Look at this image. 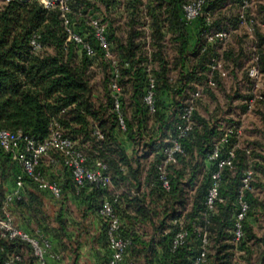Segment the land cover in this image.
<instances>
[{
    "label": "trees",
    "instance_id": "trees-1",
    "mask_svg": "<svg viewBox=\"0 0 264 264\" xmlns=\"http://www.w3.org/2000/svg\"><path fill=\"white\" fill-rule=\"evenodd\" d=\"M93 2L104 7V15L97 13ZM186 2L72 0V26L92 47L94 55L90 57L82 47L65 44L66 35L57 10L44 9L38 0H0V129L20 132L38 142L46 139L51 130H59L84 154L88 166L97 161L106 165L113 187V190L102 189L85 183L76 190L69 172L43 160L39 169L48 180L54 181L48 175L49 169L57 167L63 172L62 180L55 181L61 188L60 199H52L35 182L23 177L20 197L7 202L6 197L15 187L21 170L12 155L0 149V220H7L9 215L12 224L30 236L46 237L50 252L60 255L59 260L47 255L48 264H63L64 253L72 255L73 263H77L79 252L91 243L89 236L82 241L83 222L90 217L99 219L102 251L98 255L103 253L102 264L107 263L110 251L104 220L99 215L104 200L112 203L120 221H128L131 226L140 223L152 229V234L142 235L137 230L124 229L121 224L122 235L130 240L124 264H189L198 255L197 228L207 233L204 264H233L234 255L245 256L249 252L250 242L264 243V236H256L253 223L260 218L264 221V201L254 191L255 179L264 177V133L261 139L240 144L235 150L232 167L223 170L221 175V202L216 203L213 211H207L204 204L210 174L215 169L208 156L223 131L234 127H223L220 119L231 122L224 118L232 115L231 104L238 99L245 100L243 110L247 112L248 101L255 96L248 77L252 40L242 32L243 37L235 35L236 47L223 51L222 58L217 54L218 45L204 49L201 33L206 14L210 15L216 30H234L230 37L240 34L237 31L239 0H206L202 16L191 24L182 16ZM255 12L254 20L264 24V5L258 13L263 22H258ZM92 17L106 24L105 38L120 87L118 112L110 89L112 61L105 57L88 25ZM257 23L254 41L262 75L264 28ZM33 38L40 45L38 51L32 49ZM170 46L172 57L168 55ZM212 56L220 59L225 73V76L213 75V87L207 84ZM247 59L249 65L243 75L250 83L247 95L237 90L226 93L223 79L231 71L237 80ZM96 69H100L99 82H95ZM149 73L155 80L152 114L143 103ZM216 87L227 101L230 110L227 115L212 93ZM199 89L202 94L210 95L225 117L217 115L215 123H211L196 110L193 112L192 129L179 140L183 155L176 164L166 167L169 184L166 191L157 169L164 159L163 149L177 137L182 111L190 96ZM254 103L264 108V83ZM248 169L255 172L254 181L251 191L245 194L249 208L243 220L244 236L235 245L232 230L237 195L241 178ZM141 188L147 192H141ZM69 203L76 209L77 218L72 217ZM50 206L55 207L53 226L47 213ZM15 217L21 221L14 222ZM168 221L176 222L170 225ZM178 222L183 223L188 236L186 243L172 253L171 239ZM263 262L264 250L260 264ZM0 264H38V261L29 243L0 233Z\"/></svg>",
    "mask_w": 264,
    "mask_h": 264
},
{
    "label": "built area",
    "instance_id": "built-area-1",
    "mask_svg": "<svg viewBox=\"0 0 264 264\" xmlns=\"http://www.w3.org/2000/svg\"><path fill=\"white\" fill-rule=\"evenodd\" d=\"M8 1V0H4ZM71 1L72 0H38L39 4L46 10H57L65 31V44H73L77 47H82L88 56H93L94 51L90 44L77 32L72 26L71 19ZM206 0H189L182 6L183 20L191 24L203 14V8ZM254 0H239L237 18V31L246 34L252 44L251 50V66L248 69V77L253 83V93L263 89L261 83L262 75L258 69V55L256 53V42L254 41V31L256 21L254 20ZM204 29L202 36L204 38V49L206 46L212 47L215 45L224 44L234 30H216L212 26L210 15H205ZM88 25L93 31V35L98 42V45L105 53V57L112 61V78L110 89L114 97V108L119 111L120 87L118 85V73L114 69L115 61L112 54L109 52L108 43L105 38L106 24L100 19L89 18ZM258 26L264 28V24L257 23ZM33 51H38L40 45L36 38L31 41ZM203 51V49H202ZM221 61L216 57H211L208 64V81L207 84L214 86L213 75L219 73L225 76L221 69ZM149 72V69H148ZM154 90L155 80L149 73L147 78V87L143 96V103L150 114L154 113ZM202 94V89L194 92L184 107L181 114V121L177 125V137L170 140L169 145L164 147V159L158 166V178L164 190L169 189L168 180L166 178V167L176 164L178 157L183 155V150L179 140L186 137L187 133L192 129V115L196 110L195 101ZM254 97L248 101V108L254 103L258 97L254 93ZM119 124L124 129L122 118H119ZM240 146L239 131L236 127L226 128L223 134L215 143L214 148L208 160L215 164V169L210 174V185L205 197V208L207 211H213L216 203L221 202L219 198V189L221 184V175L223 170L230 169L235 159V150ZM0 149L5 153H10L13 160L17 163L21 170V174L17 176L15 187L6 197L7 202L20 197L21 187L23 185V177L35 182L38 188L47 192L54 200L60 199L62 192L60 185L53 180H48L47 177L39 169L41 162L45 159L46 164L62 167L69 172L76 190L81 188L85 183L95 184L102 189H110L111 178L107 172V167L104 163L97 161L92 167L86 164V158L82 152L74 147L71 140L64 137L59 130L53 129L48 137L41 142L23 135L20 132L13 133L7 130L0 129ZM247 154L250 152L247 150ZM255 172L248 169L241 178V187L237 195V211L232 230V241L236 245L244 236L243 220L248 212L249 204L245 194L251 191L254 181ZM99 215L104 220L103 223L106 229L107 243L109 247V258L106 264H124V256L126 250L130 246V240L125 238L121 233V221L114 212L112 203L104 200L99 208ZM207 223V221H205ZM0 233L7 235L9 239L19 238L30 244L33 255L37 259L38 264H48L46 261L47 255L54 260H59L60 255L50 252L51 246L48 239L42 235L30 236L25 231L15 227L12 224L11 217L7 215V220H0ZM195 233L200 239L198 255L189 264H204L207 253V233L201 228L195 229ZM188 233L183 227L182 222H178V229L174 232L171 239L170 252L174 253L180 246L184 245L187 240ZM16 260L19 257H15Z\"/></svg>",
    "mask_w": 264,
    "mask_h": 264
},
{
    "label": "rangeland",
    "instance_id": "rangeland-1",
    "mask_svg": "<svg viewBox=\"0 0 264 264\" xmlns=\"http://www.w3.org/2000/svg\"><path fill=\"white\" fill-rule=\"evenodd\" d=\"M189 1V0H187ZM94 3V2H93ZM264 0H254V9L256 14H257V20L258 22H261L263 20V18H260V16L258 17V13L261 11V7L264 5ZM95 6H97L94 3ZM98 8V12L100 14L104 15V7L99 5L97 6ZM230 9V8H228ZM227 11V10H226ZM216 17V14L214 15ZM107 18V17H106ZM263 22V21H262ZM240 34H232V36L224 43V44H220L219 49L217 50V54L219 57H223V51H225L226 49H231V48H235L236 47V38L235 35H238V37H243L244 35L241 33V31H239ZM193 35V34H192ZM193 39H191L190 41H192ZM168 55L170 57H172V48L170 46L169 51H168ZM249 65V59H247L244 62V67L243 69L238 73V79L235 80L231 74V71H228V75L223 79V85L225 87V91L226 93H231L233 94L234 90H237L241 95H247L248 90H249V86L250 83L244 78V73L247 69V66ZM96 78H95V82H99L100 79V69H96ZM261 83H264V74H262L261 77ZM212 93L215 95V97L220 101V106L222 107V112L229 113L228 111V104L226 99L223 96V92L221 90H219L218 87L214 88L212 90ZM255 94L258 95L259 91H255ZM200 101L196 104V111L197 113L207 119L208 121H210L211 123H215V117L218 115V117L224 118L225 114H223L222 112H220V110H218L217 108V103L215 101H213L210 98V95L207 94L206 92H204L201 96V98L199 99ZM245 100L242 99H238L235 100L231 106H232V115L227 116L224 118V120L231 119V122L227 123L228 121H221L220 119V123L222 124V126L227 127V126H234L237 128V130L239 131V142L241 145H246L249 142L251 143L254 140H258L261 139L264 133V117L262 116V114H264V108L261 105H255V103H253L251 105L250 108H248L247 112H244L243 110V106H245ZM219 106V107H220ZM45 160V159H44ZM46 169H49L48 167ZM57 169V168H56ZM52 170V169H51ZM50 171V169H49ZM255 185H254V191L256 193H258V197L260 199H262L264 201V177L259 176L255 179ZM69 208H70V212L72 214V217H78V213L76 212V209L74 208V206L72 204H68ZM55 211V207L50 206L49 209L47 210V213L50 216V224L51 226L54 225V223L52 222L53 219V214ZM21 221V218H14V222L17 221ZM79 222V221H78ZM89 222L90 221H85L83 222V229L85 230V232L82 235V241H84V237L86 236H91L93 233V229L92 227L89 228ZM254 223V227H255V234L258 238H261L264 236V221H253ZM86 228V229H85ZM249 252L245 255V256H241V255H234L233 258V264H260L262 257H263V250H264V243H257V242H250L249 244ZM264 264V262L262 263Z\"/></svg>",
    "mask_w": 264,
    "mask_h": 264
},
{
    "label": "crops",
    "instance_id": "crops-1",
    "mask_svg": "<svg viewBox=\"0 0 264 264\" xmlns=\"http://www.w3.org/2000/svg\"><path fill=\"white\" fill-rule=\"evenodd\" d=\"M47 166V165H45ZM54 167L53 170H50L48 172V175L50 174L54 181L57 180H62L63 178V172L61 171V168H57ZM51 172H53L51 174ZM113 190V187L111 186V188ZM141 192H147L145 188H141L140 190ZM256 193V192H255ZM133 194V193H132ZM256 195L258 196V193H256ZM185 212V211H184ZM183 212V214H184ZM182 214V215H183ZM23 217L27 218V215H23ZM86 221H90L89 222V228L92 227V235L89 236V239L91 238V243L89 246L83 248L80 252H79V256H78V260L76 264H102L103 259L101 258L102 254L98 255V251H102L101 250V245L99 244V234L101 233V225L99 222V219L96 217H90L88 220ZM259 221H262V218L259 219ZM176 221H168V223L174 224ZM121 224L123 226L124 229L126 228H130L133 231H139V233H141L142 235H150L152 234V229L142 225L140 223H135L133 224V226L129 225L128 221H121ZM167 232V231H166ZM63 258H64V262L63 264H74L73 263V259L74 257L72 255H68L67 253L63 254Z\"/></svg>",
    "mask_w": 264,
    "mask_h": 264
}]
</instances>
